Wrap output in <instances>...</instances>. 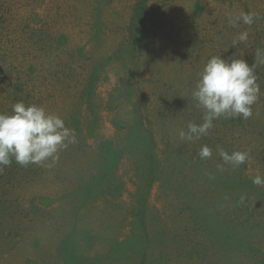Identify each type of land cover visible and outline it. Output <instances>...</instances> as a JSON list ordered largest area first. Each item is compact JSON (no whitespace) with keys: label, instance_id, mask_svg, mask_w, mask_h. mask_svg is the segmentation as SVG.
Returning a JSON list of instances; mask_svg holds the SVG:
<instances>
[{"label":"rangeland","instance_id":"1","mask_svg":"<svg viewBox=\"0 0 264 264\" xmlns=\"http://www.w3.org/2000/svg\"><path fill=\"white\" fill-rule=\"evenodd\" d=\"M240 11L258 18L231 26ZM258 49L264 0H0V112L43 106L77 139L51 167L0 172V264H264V64L249 119L179 136L203 121L206 61Z\"/></svg>","mask_w":264,"mask_h":264},{"label":"clouds","instance_id":"2","mask_svg":"<svg viewBox=\"0 0 264 264\" xmlns=\"http://www.w3.org/2000/svg\"><path fill=\"white\" fill-rule=\"evenodd\" d=\"M258 14L252 11H240L230 14L229 24L233 27L240 23L252 25ZM248 32L242 31L233 41V46L248 39ZM264 64V50H257L252 66L242 58L223 59L221 55L211 56L198 73V79L191 92L196 106L203 109V121L199 124L189 122L187 128L179 131L182 140H198L207 135L213 121L220 117L244 120L252 116V106L261 94L257 83L256 68ZM77 142L73 129L65 125L59 115L46 111L43 106L26 105L18 101L12 105L11 113L0 112V172L10 166L13 159L21 166L38 164L51 167L59 160V152L70 144ZM226 164L239 166L248 158V153L217 149ZM198 155L201 159L212 156V150L202 145ZM223 170L221 165L217 166ZM252 183L264 186V176L260 174L251 178ZM244 197H241V203Z\"/></svg>","mask_w":264,"mask_h":264},{"label":"trees","instance_id":"3","mask_svg":"<svg viewBox=\"0 0 264 264\" xmlns=\"http://www.w3.org/2000/svg\"><path fill=\"white\" fill-rule=\"evenodd\" d=\"M6 69H7V68H4V70H5V74H6V73H10V74H11V72L7 71ZM8 70H9V69H8ZM14 85H17V84L15 83Z\"/></svg>","mask_w":264,"mask_h":264}]
</instances>
